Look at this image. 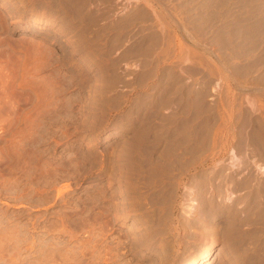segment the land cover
<instances>
[{
    "label": "rangeland",
    "instance_id": "1",
    "mask_svg": "<svg viewBox=\"0 0 264 264\" xmlns=\"http://www.w3.org/2000/svg\"><path fill=\"white\" fill-rule=\"evenodd\" d=\"M262 106L264 0H0V264H264Z\"/></svg>",
    "mask_w": 264,
    "mask_h": 264
},
{
    "label": "bare ground",
    "instance_id": "2",
    "mask_svg": "<svg viewBox=\"0 0 264 264\" xmlns=\"http://www.w3.org/2000/svg\"><path fill=\"white\" fill-rule=\"evenodd\" d=\"M253 101H255V100H253ZM262 104H263V103H262ZM253 105H254V104H253ZM256 105H257V103H256ZM250 106H251V105H250ZM254 107H255V106H254ZM262 107H264V106H262ZM262 110H263V108H262ZM253 112H254V111H253ZM139 126H141V125H139ZM254 126H255V125H254ZM137 128H138V127H137ZM141 128H142V127H141ZM130 129H131V128H130ZM132 129H133V128H132ZM138 132H139V131H138ZM170 132H171V131H170ZM174 133H175V132H174ZM155 134H156V133H155ZM166 134H167V133H166ZM151 135H152V134H151ZM164 135H165V134H164ZM255 135H256V134H255ZM154 136H156V135H154ZM259 136H260V135H259ZM130 137H131V136H130ZM145 137H146V136H145ZM157 137H158V136H157ZM164 137H165V136H164ZM127 138H128V137H127ZM147 138H148V137H147ZM147 138H146V139H147ZM155 138H156V137H155ZM130 139H131V138H130ZM133 139H134V138H132V140L130 141L131 143H129V141L126 142L127 144L129 143V144L131 145V147L137 146V145H135L136 142H135V144H133L134 146H132V141H133ZM137 139H138V138H137ZM140 139H141V138H140ZM140 139H139V140H140ZM148 139H149V138H148ZM255 139H256V138H255ZM262 139H263V138H262ZM135 140H136V139H135ZM135 140H134V141H135ZM155 140H156V139H155ZM155 140H154V141H155ZM173 140H175V139H173ZM126 141H127V140H126ZM137 141H138V140H137ZM142 142H143V140H142ZM149 142H150V141H148V143H149ZM151 142L153 143V141H151ZM163 142H164V141H163ZM168 142H169V139H168V141H167L166 143H168ZM172 142H173V141H172ZM137 143H138V142H137ZM139 143H140V142H139ZM146 143H147V142H145L144 144H146ZM166 143H165V144L163 143V144L166 145ZM170 143H171V142H170ZM170 143H169V144H170ZM263 143H264V142H263ZM141 144H143V143H141ZM141 144H140V145H141ZM159 144H160V143H159ZM172 144H173V143H172ZM130 145H129V146H130ZM150 145H151V144H150ZM152 145H153V144H152ZM160 145H161V144H160ZM161 146H162V145H161ZM169 146H170V145H169ZM124 147H125V145H124ZM127 147H128V145H127ZM144 147H145V146H144ZM158 147H159V146H158ZM121 148H123V147H121ZM121 148H120V149H121ZM128 148H129V147H128ZM128 148H127V149H128ZM134 148H135V147H134ZM139 148L142 149V147H139ZM146 148H147V147H146ZM150 148H151V147H150ZM169 148H170V147H169ZM123 149H124V148H123ZM167 149H168V147H167ZM121 150H122V149H121ZM121 150H120V151H121ZM131 150H132V149H131ZM133 150H135V149H133ZM137 150H138V149H137ZM137 150H136V151H137ZM145 150H146V149H145ZM145 150H144V151H145ZM149 150H150V149H149ZM172 150H173V148H172ZM176 150H177V149H176ZM122 151H124V150H122ZM168 151H169V150H168ZM173 151H174V150H173ZM115 152H116V151H115ZM127 152H129V149L127 150ZM131 152H132V151H131ZM138 152L140 153V151H138ZM152 152H153V151H152ZM156 152H157V151H156ZM160 152H161V151H160ZM164 152H165V151H164ZM170 152H171V151H170ZM174 152H176V151H174ZM125 153H126V152H125ZM133 153H134V152H133ZM141 153H143V151H141ZM145 153H146V152H145ZM148 153H149V151H148ZM154 153H155V152H154ZM158 153H159V151H158ZM118 154H119V153H118ZM122 154H123V153H122ZM129 154H130V152H129ZM129 154H128V155H129ZM146 154H147V153H146ZM165 154H167V153H165ZM119 155H120V154H119ZM123 155H125V154H123ZM135 155H136V154H135ZM135 155H134V156H135ZM138 155H141V154H138V153H137V156H138ZM147 155H148V154H147ZM156 155H157V154H156ZM159 155H160V154H159ZM162 155H163V154H162ZM168 155H170V157H174V156H172L171 154H168ZM168 155H167V156H168ZM173 155H174V154H173ZM184 155H185V154H184ZM187 155H188V154H187ZM131 156H132V155H131ZM145 156H146V155H145ZM111 157H113V156H111ZM117 157H118V155H117ZM124 157H125V156H124ZM126 157H128V156H126ZM126 157H125V158H126ZM139 157H142V156H139ZM149 157H151V156H149ZM154 157H155V156H154ZM159 157H160V156H159ZM162 157H165V158H166L165 155L162 156ZM162 157H161V159H163ZM181 157H182V156H181ZM108 158H109V157H108ZM120 158H121V156H120ZM134 158H136V157H134ZM157 158H158V156H157ZM157 158H155V159H157ZM232 158H233V157H232ZM128 159H129V158H128ZM130 159H132V157H131ZM141 159H142V158H141ZM141 159H140V160H141ZM143 159H144V158H143ZM143 159H142V160H143ZM149 159H150V158H149ZM149 159H148V160H149ZM152 159H153V158H152ZM169 159H170V158L168 157V158H167L168 162L165 161V162H166L165 164H167V163L169 164ZM171 159H172V158H171ZM171 159H170V160H171ZM184 159H185V158H184ZM187 159H188V158H187ZM234 159H235V158H234ZM118 160H119V159H118ZM135 160H136V159H135ZM153 160H154V159H153ZM157 160H158V159H157ZM164 160H165V159H164ZM175 160H176V159H175ZM179 160H180V159H179ZM235 160H236V159H235ZM258 160H259V159H258ZM108 161H110V160H108ZM124 161H125V160H124ZM129 161H130V160H129ZM129 161H128V162H129ZM154 161H155V160H154ZM159 161H162V160H159ZM159 161H158V162H159ZM171 161L173 162V159H172ZM232 161H233V160H232ZM98 162H99V160H98ZM98 162H97V163H98ZM150 162H152V161H150ZM162 162H163V161H162ZM174 162H175V161H174ZM233 162H234V161H233ZM129 163H130V162H129ZM131 163H132V162H131ZM135 163H136V162H135ZM144 163H145V162H144ZM148 163H149V162H148ZM148 163H147V165H148ZM155 163H156V162H155ZM155 163H151V164L156 165ZM177 163H178V162H177ZM132 164H133V163H132ZM140 164H142V163H140ZM151 164H150V165H151ZM157 164L159 165V163H157ZM160 164H162V163H160ZM165 164H164V165H165ZM174 164H175V163H174ZM178 164H179V163H178ZM182 164H183V163H182ZM136 165H137V164H136ZM158 165H157V166H158ZM172 165H173V164H172ZM172 165H171V166H172ZM179 165H180V164H179ZM234 165H236V164H235V163H232V166H234ZM128 166H129V165H128ZM140 166H141V165H140ZM140 166H139V167H140ZM144 166H145V165H143L142 168H143ZM162 166H163V165H162ZM169 166H170V165H169ZM169 166H168V167H169ZM173 166H174V165H173ZM176 166H177V165H176ZM109 167H110V166H109ZM145 167H147V166H145ZM148 167H150V166H148ZM158 167H159V166H158ZM160 167H161V166H160ZM177 167H178V166H177ZM110 168H111V167H110ZM134 168H135V167H134ZM140 168H141V167H140ZM140 168H139V169H140ZM142 168L140 169V171H139L138 173L141 174V170H142ZM152 168H154V167H152ZM155 168H156V167H155ZM173 168H175V167H173ZM130 169H131V168H130ZM130 169H129V170H130ZM137 169H138V168H137ZM145 169H147V168H145ZM148 169H149V168H148ZM148 169H147V170H148ZM157 169H158V168H157ZM157 169H156V170H157ZM167 169H168V168H167ZM169 169H170V168H169ZM169 169H168V170H169ZM176 169H177V168H176ZM123 170H124V169H123ZM150 170H153V169L150 168ZM150 170H148V171H150ZM161 170H162V169H161ZM170 170H172V169H170ZM170 170H169V171H170ZM178 170H180V169H178ZM103 171H104V170H103ZM130 171H131V170H130ZM130 171H129V172H130ZM135 171H136V173H137V170H136V169H135ZM135 171H133L132 173H133V174H136V173H134ZM154 171H155V169H154ZM157 171H158V170H157ZM176 171H177V170H176ZM107 172H108V171H107ZM112 172H113V171H112ZM142 172H143V170H142ZM160 172H161V171H160ZM164 172H165V171H164ZM170 172H171V171H170ZM172 172H174V171H172ZM179 172H180V171H179ZM155 173H156V172H155ZM251 173H252V172H251ZM127 174H129V173H127ZM130 174H131V173H130ZM159 174H160V173H159ZM159 174H157V173L154 174V172H151V171H150V172H144V173H142L141 176H142V178H146V179L148 178L147 180H149V179H150V180L153 179L152 181H154V178H158L157 180L160 179L161 176H160ZM167 174H168V172H167ZM173 174H174V173H173ZM161 175H162V174H161ZM165 175H166V174H165ZM171 175H172V174H171ZM129 176H130V175H129ZM167 176H168V175H167ZM113 177H114V176H113ZM122 177H123V176H122ZM168 177H170V175H169ZM109 178H110V177H109ZM133 178H134V180L137 179V178H139L138 180H140V177H139V175H137V174H136V175H133ZM133 178H131V179H133ZM170 178H171V177H170ZM175 178H176V177H175ZM113 179H114V178H113ZM127 179H128V178H127ZM127 179H125V180H127ZM146 179H144V180L146 181ZM161 179H162V177H161ZM167 179H168V178H167ZM176 179H177V178H176ZM176 179H175V180H176ZM110 180H111V179H110ZM120 180H122V179H120ZM123 180H124V179H123ZM128 180H129V179H128ZM155 180H156V179H155ZM157 180H156V181H157ZM249 180H250V179H249ZM117 181H118V180H117ZM129 181H130V180H129ZM132 181H133V180H132ZM132 181H131V183H132ZM141 181H142V180H140V182H141ZM156 181H154V182H156ZM159 181H160V180H159ZM161 181H162V180H161ZM115 182H116V181H115ZM137 182H138V181H137ZM137 182H136V184H135V182H134V185H128L129 187H130V186H133L134 189H130V190H135L133 194H135L136 196H137V195H141V193L139 192V187H138ZM140 182H139V183H140ZM142 182H143V181H142ZM142 182H141V183H142ZM146 182H147V181H146ZM162 182H163V181H162ZM171 182H172V181H171ZM173 182H174V181H173ZM119 183H120V181H119ZM141 183H140V184H141ZM147 183H148V182H147ZM152 183H153V182H152ZM152 183H150V184L147 186V190H148V187L150 188L151 186H153ZM158 183H159V182H158ZM245 183H246V182H245ZM109 184H110V182H109ZM127 184H128V182H127ZM129 184H130V183H129ZM166 184H167V183H166ZM174 184H175V183H174ZM177 184H178V183H177ZM247 184H249V183H247ZM156 185L159 186V184H156ZM164 185H165V183H164ZM164 185H163V186H164ZM145 186H146V184H145ZM206 186H207V185H206ZM125 187H126V186H125ZM140 187L142 188V185H140ZM143 187H144V186H143ZM250 187H252V186H250ZM120 188H122V187H120ZM130 188H131V187H130ZM144 188H145V187H144ZM144 188H143V189H144ZM157 188H158V187H156V189H157ZM168 188H169V187H168ZM174 188H175V187H174ZM128 189H129V188H128ZM145 189H146V188H145ZM154 189H155V188H154ZM156 189H155V190H156ZM166 189H167V187H166ZM166 189H165V190H166ZM169 189L171 190L172 188H169ZM177 189H178V188H177ZM125 190H126V189H125ZM158 190H159V189H158ZM165 190H164V192H165ZM101 191H102V190H101ZM104 191H105V190H104ZM160 191H161V190H160ZM168 191H169V190H168ZM116 192H117V191H116ZM141 192H143V191L141 190ZM147 192H148V191H147ZM154 192H155V191H154ZM156 192H157V191H156ZM162 192H163V191H161V194H162ZM173 192H174V191H173ZM253 192H254V191H253ZM121 193H122V192H121ZM158 193H159V192H158ZM256 193H257V192H256ZM259 193H260V192H259ZM110 194H111V193H110ZM129 194H131V193H129ZM133 194H132V195H133ZM163 194H164V193H163ZM103 195H104V194H103ZM115 195H116V194H115ZM122 195H123V194H121V196H122ZM144 195H145V194H144ZM147 195H148V194H147ZM152 195H153V194H152ZM152 195H151V196H152ZM166 195H167V194H166ZM166 195H164V196H166ZM171 195H172V194H171ZM99 196H100V195H99ZM111 196H112V195H111ZM113 196H114V195H113ZM119 196H120V195H119ZM158 196H159V195H158ZM161 196H162V195H161ZM164 196H163V197H164ZM169 196H170V195H169ZM249 196H250V195H249ZM95 197H96V196H95ZM109 197H110V196H109ZM125 197H126V196H125ZM134 197H135V196H134ZM141 197H142V195H141ZM146 197H147V196H146ZM155 197H156V196H155ZM171 197H172V196H171ZM136 198L140 199V197H138V196H137ZM142 198H143V197H142ZM158 198H159V197H158ZM168 198H169V197H168ZM99 199H100V198H99ZM99 199H98L97 201H100ZM107 199H108V198H107ZM112 199H114V198H112ZM125 199H126V198H125ZM131 199H132V198H131ZM155 200H156V202H157L158 199H155ZM104 201H105V200H104ZM109 201H110V200H109ZM116 201H117V200H116ZM126 201H127V200H126ZM126 201H125V202H126ZM129 201H130V199H129ZM132 201H133V200H132ZM132 201H131V202H132ZM153 201H154V200H153ZM169 201H172V200H169ZM207 201H208V200H207ZM95 202H96V201H95ZM164 202H165V201L163 200V198H162V200L159 199V201L157 202V204H158V206H159V210H160V212H159V210H158V212H159V214L157 213L158 216H155V215L153 214V215H154L153 218H155V217L157 218V217H158V218H157L158 221L156 220V222H158V223H159V220L161 219V218H159V217H160V213L163 211V208H164ZM114 203H115V202H114ZM118 203H119V202H118ZM127 203H128V202H127ZM132 203H133V202H132ZM137 203H138V202H137ZM137 203H136V204H137ZM171 203H172V202H171ZM101 204H102V203H101ZM106 204H107V203H106ZM116 204H117V203H116ZM138 204H139V203H138ZM96 205H97V204H96ZM108 205H109V204H108ZM110 205H111V204H110ZM122 205H123V204H122ZM165 205H166V204H165ZM167 205H168V204H167ZM117 206H118V205H117ZM124 206H125V205H124ZM158 206H157V209H158ZM212 206H213V205H212ZM99 207H100V206H99ZM111 207H112V206H111ZM139 207H140V206H139ZM153 207H154V206H153ZM210 207H211V206H210ZM251 207H252V206H251ZM113 208H114V207H113ZM124 208H125V207H124ZM208 208H209V207H208ZM105 209H106V208H105ZM114 209H115V208H114ZM116 209H117V208H116ZM116 209H115V210H116ZM128 209H129V208H128ZM149 209H150V208H149ZM263 209H264V208H263ZM97 210H98V209H97ZM101 210H102V209H101ZM112 210H113V209H112ZM115 210H114V211H115ZM130 210H131V209H130ZM141 210H142V209H141ZM143 210H144V209H143ZM166 210H167V208H166ZM123 211H124V210H123ZM127 211H128V210H127ZM152 211H153V210H152ZM209 211H210V210H209ZM223 211H224V210H223ZM261 211H262V210H261ZM95 212H97V211L95 210ZM142 212H143V211H142ZM150 212H151V211H150ZM98 213L100 214V212H98ZM101 213H102V211H101ZM111 213H112V212H111ZM119 213H120V212H119ZM121 213H122V212H121ZM172 213H173V212H172ZM248 213H249V212H248ZM167 214H168V213H167ZM214 214H215V213H214ZM102 215H103V213H102ZM121 215H122V214H121ZM133 215H134V213H133ZM141 215H142V214H141ZM145 215H146V214H145ZM148 215H150V214H148ZM168 215H169V214H168ZM199 215H200V214H199ZM205 215H206V214H205ZM262 215H263V214H262ZM209 216H210V215H209ZM209 216H208V217H209ZM259 216H260V215H259ZM101 217H102V216H101ZM103 217H104V216H103ZM107 217H108V216H107ZM110 217H111V216H110ZM122 217H123V216H122ZM166 217H167V216H166ZM210 217H211V216H210ZM105 218H106V217H105ZM114 218H115V217H114ZM114 218H113V219H114ZM142 218H143V217H142ZM164 218H165V217H164ZM260 218H261V217H260ZM260 218H258V219H260ZM98 219H99V221H100L101 219H104V218H100V217L98 218V217H97L96 220H98ZM107 219H108V218H107ZM107 219H106V220H107ZM171 219H172V218H171ZM208 219H209V218H208ZM115 220L117 221L116 218H115ZM115 220H114V221H115ZM149 220H150V219H149ZM196 220H197V219H196ZM101 221H102V220H101ZM101 221L99 222V224L101 223ZM104 221H105V220H104ZM104 221H102V222H104ZM109 221H111V220H109ZM109 221H108V222H109ZM152 221H153V220H151V222H152ZM162 221H163V220H162ZM168 221H169V220H168ZM234 221H235V220H234ZM234 221H233V222H234ZM257 221H258V220H257ZM111 222H112V221H111ZM154 222H155V221H154ZM163 222H164V221H163ZM169 222H170V221H169ZM231 222H232V221H231ZM109 223H110V222H109ZM145 223H146V221H145ZM158 223H157V224H158ZM234 223H235V222H234ZM103 224H104V223H103ZM103 224H102V226H103ZM110 224H111V223H110ZM154 224H155V223H154ZM235 224H236V223H235ZM106 225H107V224H106ZM140 225H141V224H140ZM143 225H144V224H143ZM181 225H182V224H181ZM109 226H110V225H109ZM157 226H158V225H157ZM182 226H183V225H182ZM158 227H159V226H158ZM158 227H157V228H158ZM163 227H164V226H163ZM102 228H103V227H102ZM106 228H107V227H106ZM138 228H139V227H138ZM138 228H137V229H138ZM150 228H152V227H150ZM173 228H174V227H173ZM184 228H185V227H184ZM159 229H160V228H159ZM159 229H158V230H159ZM205 229H206V228H205ZM163 230H164V229H163ZM208 230H209V229H208ZM256 230H257V229H256ZM261 230H262V229H261ZM199 231H200V230H199ZM199 231H198V233H199ZM131 232H132V231H131ZM131 232H130V233H131ZM201 232H202V231H201ZM209 232H210V231H209ZM130 233H129V234H130ZM148 233H149V232H148ZM152 233H153V232H152ZM160 233H161V232H160ZM198 233H195V234H198ZM202 233H203V232H202ZM262 233H263V232H262ZM262 233H261V234H262ZM124 234H125V233H124ZM158 234H159V233H158ZM168 234H169V233H168ZM193 234H194V233H193ZM199 234H200V233H199ZM256 234H258V233H256ZM131 235H132V234H131ZM164 235H165V234H164ZM176 235H177V234H176ZM263 235H264V234H263ZM156 236H157V235H156ZM166 236H167V235H166ZM200 236H201V235H200ZM96 237H98V236H96ZM119 237H120V236H119ZM122 237H123V236H122ZM138 237H139V236H138ZM142 237H143V236H142ZM188 237H189V236H188ZM197 237H198V235H197ZM258 237H259V236H258ZM261 237H262V236H261ZM106 238H107V237H106ZM108 238H109V237H108ZM127 238H128V237H127ZM143 238H144V237H143ZM165 238H166V237H165ZM99 239H100V238H99ZM118 239H119V238H118ZM131 239H132V238H131ZM133 239H134V238H133ZM189 239H190V238H189ZM100 240H101V239H100ZM100 240H99V241H100ZM109 240H110V239H109ZM141 240H142V239H141ZM163 240H164V239H163ZM101 241H102V240H101ZM123 241H124V240H123ZM144 241H145V240H144ZM146 241H147V240H146ZM168 241H169V240H168ZM104 242H105V241H104ZM115 242H116V241H115ZM140 242H141V241H140ZM185 242H186V241H185ZM118 243H119V242H118ZM144 243H145V242H144ZM147 243H148V242H147ZM160 243H161V242H160ZM188 243H189V242H188ZM106 244H107V243H106ZM113 244H114V242H113ZM119 244H121V242H120ZM123 244H124V243H123ZM123 244H122V245H123ZM149 244H150V243H149ZM165 244H166V243H165ZM170 244H171V243H170ZM170 244H169V245H170ZM172 244H173V243H172ZM114 246H115V245H114ZM116 246H117V245H116ZM145 246H146V245H145ZM111 247H112V246H111ZM133 247H134V246H133ZM146 247H147V246H146ZM146 247H145V248H146ZM123 248H124V247H123ZM105 249H106V248H105ZM110 249H111V248H110ZM121 249H122V248H121ZM132 249H133V248H132ZM163 249H164V248H163ZM108 250H109V249H108ZM114 250H115V249H114ZM119 250H120V249H119ZM135 250H136V249H135ZM136 251H137V250H136ZM138 251H139V250H138ZM111 252H112V251H111ZM111 252H110V253H111ZM120 252H121V251H120ZM114 253H115V252H114ZM141 253H142V252H141ZM112 254H113V253H112ZM213 254H214V249H213L212 247L208 248V249L205 251L203 257H202L200 260H198L197 262H195L194 264H204L206 261L210 260V258L213 256ZM114 255H115V254H114ZM125 255H126V254H125ZM99 256H100V255H99ZM114 258H115V257H114ZM117 258H118V257H117ZM117 258H116V259H117ZM98 259H99V258H98ZM116 259H115V260H116ZM113 260H114V259H113ZM117 260H118V259H117ZM164 261H166V260H164ZM110 262H111V261H110ZM111 264H112V263H111ZM115 264H116V263H115ZM165 264H166V263H165Z\"/></svg>",
    "mask_w": 264,
    "mask_h": 264
}]
</instances>
